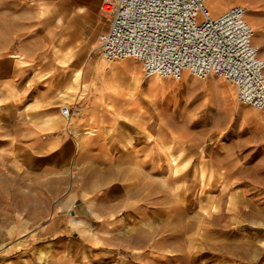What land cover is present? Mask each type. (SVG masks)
Listing matches in <instances>:
<instances>
[{"label":"rangeland","instance_id":"obj_1","mask_svg":"<svg viewBox=\"0 0 264 264\" xmlns=\"http://www.w3.org/2000/svg\"><path fill=\"white\" fill-rule=\"evenodd\" d=\"M105 1L0 0V259L264 264V231L233 198L245 170L234 155L252 146L239 107L263 111L242 105L235 85L216 75L152 77L146 117H82L97 114L84 108L94 67L130 63L143 77L134 59L102 57ZM239 3L264 57V0ZM130 210V223L107 228Z\"/></svg>","mask_w":264,"mask_h":264},{"label":"built area","instance_id":"obj_2","mask_svg":"<svg viewBox=\"0 0 264 264\" xmlns=\"http://www.w3.org/2000/svg\"><path fill=\"white\" fill-rule=\"evenodd\" d=\"M210 0H107L109 30L99 49L108 61L134 59L146 78L176 81L216 75L235 85L240 103L264 110V57L254 43L250 9L235 4L217 16ZM63 116L70 109L63 107Z\"/></svg>","mask_w":264,"mask_h":264},{"label":"crops","instance_id":"obj_3","mask_svg":"<svg viewBox=\"0 0 264 264\" xmlns=\"http://www.w3.org/2000/svg\"><path fill=\"white\" fill-rule=\"evenodd\" d=\"M221 3L222 8L214 12V16L238 4L239 1L221 0ZM212 5L213 4H211V7ZM108 30L109 28L107 31ZM94 68L93 76L89 80L90 84H88L91 88V92L87 97L90 105L84 108L89 107V111L93 109L97 114L94 118L95 120L93 119L88 122V119L91 118V113H88V117H86L85 113H81L87 124H97L101 120H108L110 123L114 124V122L123 117H146L143 110L149 106L150 102L153 105L156 103H154V101H156V96L153 93L152 85L149 81L144 83V79L150 80V78H146L144 73L142 77L137 66L130 63H117L109 66L98 65ZM97 85L102 91L98 89ZM94 87L97 88L98 91L93 90ZM133 104H135L136 107H130ZM242 105L245 106V104ZM139 108H141L142 111H140ZM239 110L238 125L244 124L249 127L248 136H250L252 146H248L250 152L246 155L242 156L241 150H239L238 155H234L235 165L238 164L239 167L242 166L245 168L243 172L246 174V177L241 176L243 172L239 171V174L234 176V207L235 209H239L238 213L240 216V212L243 211L245 214L244 217H248L247 219L244 218V221L248 222L249 225L254 228V231H264V110L262 113L253 111L249 114L247 113L248 109L245 107H239ZM98 114H100L99 119H97ZM112 116H114L113 120ZM238 136V133L234 132L232 136L233 147H236L235 143ZM241 159L244 161L246 160L245 163H241ZM129 207H131L132 210L134 208V206ZM132 210L128 211L124 220L120 222L116 221V223L112 222L111 224L113 225L110 224L107 228L119 230L126 226L132 221L131 218L134 217ZM18 263L29 264L26 259L21 261V259H16L15 257L7 259L4 257L0 259V264Z\"/></svg>","mask_w":264,"mask_h":264},{"label":"bare ground","instance_id":"obj_4","mask_svg":"<svg viewBox=\"0 0 264 264\" xmlns=\"http://www.w3.org/2000/svg\"><path fill=\"white\" fill-rule=\"evenodd\" d=\"M211 1V0H210ZM210 1H209V3H210ZM218 1H221V0H214V2L212 3V4H215V3H217ZM239 1H242V0H239ZM209 3H208V5H209ZM209 8H210V11H211V14L213 15V13H212V7L209 5ZM214 16V15H213ZM215 17V16H214Z\"/></svg>","mask_w":264,"mask_h":264}]
</instances>
